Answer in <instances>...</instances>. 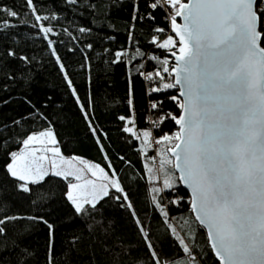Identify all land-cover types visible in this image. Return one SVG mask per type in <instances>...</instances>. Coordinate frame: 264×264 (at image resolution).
I'll use <instances>...</instances> for the list:
<instances>
[{
  "label": "trees",
  "instance_id": "1",
  "mask_svg": "<svg viewBox=\"0 0 264 264\" xmlns=\"http://www.w3.org/2000/svg\"><path fill=\"white\" fill-rule=\"evenodd\" d=\"M148 2L77 0L73 5L67 0H33L36 12L49 17L47 21L38 22L25 0H0V8L18 13L17 18H9L0 11V20L10 19L16 25L0 32V53L13 50L31 61L22 64L17 60L8 66L11 58L5 57V67L0 69V139L6 141L0 149V218L25 217L4 225L5 233L0 236V264H17L18 261L49 264V229L39 220L26 219L29 216L43 217L54 226L52 264H110L112 255L121 264H154L137 219L146 228L164 264L181 257L187 259L178 243L180 237L193 247L197 264H217L205 232L192 217L186 192L177 180L173 189L163 188L165 171L173 172L172 165H164L158 171L160 179L156 180V167L159 168L162 154L170 158L166 147L172 145L151 147L143 141L142 131L152 128L148 117L155 120L157 114L150 110L153 97L146 93V89L154 85L136 69L143 64L145 72L159 70L162 66L149 59L151 56L167 58L169 64L163 66L170 68L172 64L167 55L169 49L158 48L151 42L153 35L158 36L157 43L173 35L170 23L162 11L152 12L147 7ZM134 4L139 5L141 15L152 12L156 19L133 22ZM41 26L51 27L53 32L44 33ZM81 27L89 31L81 33ZM156 27L166 31L155 33ZM130 31L132 41L129 40ZM49 40L55 41L52 48L56 55L49 47ZM137 48L144 56L137 55L130 60ZM117 51L127 52L128 56L113 63ZM60 63L64 65L71 86ZM130 81L134 108L128 104ZM176 93L175 89L168 91L169 95ZM168 111L178 113L179 109L166 101L160 114ZM133 114L134 123L130 122V126L133 132L140 133L139 136L124 132L127 120L119 119ZM93 127L98 130L96 133L91 130ZM152 130L158 138L163 133L175 132L176 126L174 122L164 121ZM40 131L54 134L56 147L63 157L87 160L116 179L127 193L132 209L122 207L125 202L114 198L122 194L109 189L110 196L100 200L95 210L78 216L67 198L69 185L76 182L69 177L49 174L39 183H26L30 191H22L19 184L24 182L13 179L5 171L8 157L4 152L20 153L23 149L20 141ZM154 188L162 191L154 192ZM153 196L167 216L156 207ZM165 220L177 228L178 235L170 232ZM96 222H101L108 231H102ZM89 224L93 225L94 238L89 236ZM74 237L81 238L75 245L71 243Z\"/></svg>",
  "mask_w": 264,
  "mask_h": 264
},
{
  "label": "snow or ice",
  "instance_id": "2",
  "mask_svg": "<svg viewBox=\"0 0 264 264\" xmlns=\"http://www.w3.org/2000/svg\"><path fill=\"white\" fill-rule=\"evenodd\" d=\"M67 2L74 5L77 0ZM25 3L36 21L49 20L48 16H41L36 12L33 0H25ZM147 7L152 12L162 11L170 23L171 31L175 33V36L168 35L158 44V36L153 35L151 42L161 49H174L170 55L176 63L169 68L163 66L169 64L167 58L151 56L149 59L162 66L159 70L145 72L142 70L143 64L136 69L140 76L154 85L147 88L146 93L153 97L149 108L157 114V119L148 117L152 128L142 131L144 142L147 144L150 141L154 146L171 144V147H166V152H171L175 163L171 158L165 157L159 162L158 171L167 164L181 173L173 179L175 173L165 171L163 188L173 189L176 180H179L191 190V209L196 221L207 227L210 246L220 264H264V46H261L264 45V0H149ZM0 11L9 18L18 17L14 10L0 8ZM133 11V22L145 18L153 21L156 19L152 12L141 15L138 4L133 5ZM178 18L182 22H178ZM12 27L16 25L10 19L0 20V32ZM41 31L50 33L53 29L41 26ZM79 31L84 33L89 29L81 27ZM154 31L163 34L166 29L156 27ZM129 40H133L131 31ZM54 43L55 41H48L53 55H56L52 48ZM88 47L91 48V44ZM137 55L144 56V53L137 48L130 60L136 59ZM126 56L127 52L117 51L113 63L121 62L122 57ZM5 57L11 58L8 66L17 60L22 64L31 62L28 56L7 50L0 53V69L5 67ZM56 59L59 62V56ZM212 66L218 67L210 72ZM59 67L71 86L64 65L60 63ZM171 73H175V76L171 77ZM8 78L11 79L12 75L9 74ZM173 89L178 94L169 95L168 91ZM73 92L75 94L74 89ZM131 97L130 81L128 104L134 108ZM221 100L230 102L221 104ZM166 101H171L179 112L168 111L161 115ZM210 101H215V106ZM77 102L79 103L78 97ZM83 107L81 105L82 109ZM84 114L87 118L88 112L85 111ZM119 119L134 123V114L129 117L120 116ZM164 121L174 122L176 131L171 134L163 133L157 138L152 129L159 127ZM91 130L94 133L98 131L94 127ZM123 130L133 136L140 135L127 126ZM45 135L52 136V133L32 132L20 143L27 146L38 136ZM5 143L0 139V149ZM49 151L56 153L59 149L50 148ZM4 155L8 157L4 165L7 174L18 181H26L27 177L17 167L19 153L5 151ZM101 171L104 172V169ZM112 174L115 175L114 172ZM43 179L44 175H40L31 183L36 184ZM69 187L73 188L75 185L70 184ZM19 188L24 192L30 191L26 183H20ZM103 188H107V185ZM112 188L122 194L114 197L117 201L125 202L121 206L132 209L127 193L118 181L112 182ZM153 191L159 192L162 189L154 188ZM108 196L110 191L105 190L99 198L85 200L88 207H84L71 192L67 193L78 216L95 210L100 200ZM153 201L162 215L167 216L155 196ZM132 215H136L134 210ZM20 219L25 217L0 218V236L5 233L4 225L7 222ZM26 219L39 220L49 229V264H52L54 226L43 217L29 216ZM96 223L100 224L102 231H108L101 222ZM136 223L144 235L154 264H164L148 238L144 225L139 219ZM164 223L171 233L178 235L177 228L170 221L165 220ZM88 230L89 236L94 238L92 224L88 225ZM80 239L74 237L71 243L75 245ZM178 243L187 259L181 257L171 264H197L193 247L183 237L178 239ZM17 264L22 262L18 261ZM110 264L121 262L112 255Z\"/></svg>",
  "mask_w": 264,
  "mask_h": 264
},
{
  "label": "rangeland",
  "instance_id": "3",
  "mask_svg": "<svg viewBox=\"0 0 264 264\" xmlns=\"http://www.w3.org/2000/svg\"><path fill=\"white\" fill-rule=\"evenodd\" d=\"M173 50L169 49V52ZM126 123L127 127L132 128L130 122L127 121ZM54 140L55 137L52 133V136H38L29 145L23 146V149L19 153L20 158L17 167L27 177L24 183L31 182L40 175H44L45 177L49 174L62 178H72L76 180L75 183L71 184L75 185V187H69V192L76 197L78 203L85 201L83 197L93 200L94 198H99L103 191L113 189L112 182H116V179L111 177L107 172H102L101 168L97 167V165L84 159L65 158L61 155L60 151L56 153L49 151L50 148H56ZM146 145L154 146L150 141ZM164 156L162 154L163 159L165 158ZM158 169L156 167V180L160 179V175L158 177ZM105 173L108 175L106 176ZM109 177L111 180H109ZM104 185H107V188H103ZM84 203L82 205H86Z\"/></svg>",
  "mask_w": 264,
  "mask_h": 264
},
{
  "label": "water",
  "instance_id": "4",
  "mask_svg": "<svg viewBox=\"0 0 264 264\" xmlns=\"http://www.w3.org/2000/svg\"><path fill=\"white\" fill-rule=\"evenodd\" d=\"M178 22H182V20L180 19V18H178ZM170 29H171V26H170ZM172 32V31H171ZM172 34L175 36V33H173L172 32ZM168 55V57L171 59V61H172V64L173 63H176V61H175V59L173 58V57H171V55H170V52L167 54ZM177 66H179V65H177ZM218 66H212V67H210V69H209V71L211 72V71H214V70H216V68H217ZM171 76L172 77H174L175 76V73H171ZM176 94H178V93H176ZM224 95L226 96L227 95V93H224ZM230 101H227V100H221L220 101V103L221 104H227V103H229ZM210 103L213 105V106H215V101H210ZM167 154H168V156L173 160V163H175V159H174V157H172V154H171V152H167ZM172 169H173V172L175 173V175H176V177H178L181 173L178 171V170H176V169H174L173 167H172ZM177 182H178V185H179V187L182 189V190H184L185 192H186V194L188 195V197H189V200L191 201V190L183 183V182H181V181H179V180H177ZM189 208H190V211H191V214H192V217H193V219H194V221L197 223V225L205 232V235H206V238H207V241H208V245H209V248H210V250H211V252H212V254H213V256L215 257V259L217 260V264H220V261L217 259V257L214 255V252H213V249L211 248V246H210V240H209V236H208V230H207V227L206 226H201L200 225V223L198 222V221H196V219H195V215H194V213H193V211H192V209H191V203H190V205H189Z\"/></svg>",
  "mask_w": 264,
  "mask_h": 264
},
{
  "label": "crops",
  "instance_id": "5",
  "mask_svg": "<svg viewBox=\"0 0 264 264\" xmlns=\"http://www.w3.org/2000/svg\"><path fill=\"white\" fill-rule=\"evenodd\" d=\"M55 141V140H54ZM45 142V141H44ZM54 146L56 147V141H55V143H54ZM57 148V147H56ZM83 199H85V200H89V198H85V197H83ZM85 201H83V203H84ZM82 202L80 203V204H83ZM73 204V203H72ZM85 204V203H84ZM73 206H74V208H75V205L73 204ZM84 206V205H83Z\"/></svg>",
  "mask_w": 264,
  "mask_h": 264
}]
</instances>
